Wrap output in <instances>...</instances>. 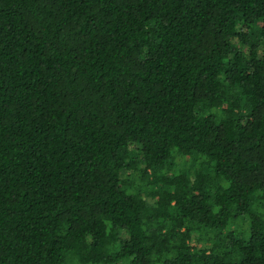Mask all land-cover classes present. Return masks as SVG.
<instances>
[{
	"label": "trees",
	"instance_id": "16d2710c",
	"mask_svg": "<svg viewBox=\"0 0 264 264\" xmlns=\"http://www.w3.org/2000/svg\"><path fill=\"white\" fill-rule=\"evenodd\" d=\"M0 264H264V0H0Z\"/></svg>",
	"mask_w": 264,
	"mask_h": 264
}]
</instances>
